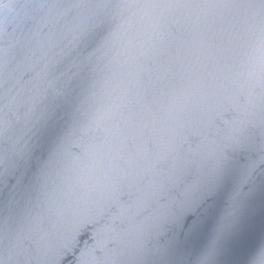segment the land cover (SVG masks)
<instances>
[{
	"label": "water",
	"instance_id": "water-1",
	"mask_svg": "<svg viewBox=\"0 0 264 264\" xmlns=\"http://www.w3.org/2000/svg\"><path fill=\"white\" fill-rule=\"evenodd\" d=\"M0 0V264H259L264 10Z\"/></svg>",
	"mask_w": 264,
	"mask_h": 264
},
{
	"label": "snow or ice",
	"instance_id": "snow-or-ice-1",
	"mask_svg": "<svg viewBox=\"0 0 264 264\" xmlns=\"http://www.w3.org/2000/svg\"><path fill=\"white\" fill-rule=\"evenodd\" d=\"M240 6L264 10V0H244ZM259 264H264V257L260 259Z\"/></svg>",
	"mask_w": 264,
	"mask_h": 264
}]
</instances>
